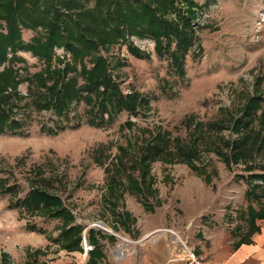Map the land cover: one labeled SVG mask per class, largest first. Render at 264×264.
I'll return each instance as SVG.
<instances>
[{"label":"rangeland","instance_id":"1","mask_svg":"<svg viewBox=\"0 0 264 264\" xmlns=\"http://www.w3.org/2000/svg\"><path fill=\"white\" fill-rule=\"evenodd\" d=\"M193 1L197 4L190 24L194 40L184 56L182 77L170 69L169 57L156 51L155 41L150 37H128V42L148 57L129 53L128 42H115L106 53L100 49L101 55L123 61V65L109 70L122 93L134 89L150 99L141 114L129 116L121 112L109 126L89 125L81 101L73 106L70 115L74 117L69 124L73 125L79 119L80 126L70 128L65 125L62 129L54 127L56 133L46 132L47 128L60 122L51 111L33 108L25 78L39 72L44 63L29 51L16 52L23 61L14 65L25 68L21 74L23 82L17 87L24 97L23 108L17 115L23 119L24 132L20 135L0 133V227L4 224L5 229L14 232L15 238L27 244L16 243L17 251L25 246L30 252L38 249L39 252L33 255L37 264H67V261L85 264L87 257L85 253L67 251L55 241L60 236L61 220L13 206L32 187L58 196L73 213L75 222L84 226L83 236L89 227L108 236L102 239L106 264L112 256L117 257L118 251H124L125 257L134 248L154 243L165 231H151L172 225L176 218L184 220L188 214L196 217L199 212L201 217L196 223L225 222L230 225V222L235 223L238 213L246 215L248 200L244 191L250 183L259 182H249L247 175L264 171V147L248 161L238 163L226 162L217 150L227 151L222 140L236 137L231 130L230 115L241 114L248 96H261L264 108V0ZM93 4L90 0L85 7ZM175 4L180 5L177 1ZM181 10L184 11V6ZM168 15L176 19L174 12ZM1 23L0 30L6 32ZM39 32L40 28L34 31L22 28L21 39L27 43ZM54 54L56 59L52 68H60L71 59L64 47H55ZM78 82H82L79 76ZM127 119L132 121L131 125L125 123ZM211 121L224 122V125L217 126L220 130L212 129L207 124ZM259 126L255 121L254 129ZM154 127L182 144L196 139L200 156L193 162L200 170L191 169L174 156L170 162L157 159L150 165L153 193L140 197L123 190L116 210L112 211L105 201L108 180L105 172L116 167L121 147H125L133 160L139 146L149 139L147 129ZM170 149L175 150L174 146ZM129 171L138 177L137 170L129 168ZM11 185L16 189L3 191L5 186ZM141 202L151 203L153 210L144 209ZM122 209L127 210L132 220L128 219L127 229L116 224L120 218L117 213ZM99 222L105 225H99ZM27 223L42 228L44 233L29 231ZM11 231L6 239L12 242ZM184 245L188 249V241L182 245L186 252ZM8 257L11 263L17 264L28 263L30 259L23 254L18 260Z\"/></svg>","mask_w":264,"mask_h":264},{"label":"trees","instance_id":"2","mask_svg":"<svg viewBox=\"0 0 264 264\" xmlns=\"http://www.w3.org/2000/svg\"><path fill=\"white\" fill-rule=\"evenodd\" d=\"M88 1L90 0H0V29L3 26L1 22L6 28V32L0 30V133L20 135L24 132L23 119L17 116L23 108L21 102L24 98L17 89L24 78L21 75L24 67L15 66L17 61H23L17 56V51H29L44 63L39 72L25 78L28 80L33 108L51 111L60 122L47 128L48 133H56L57 129L54 127L62 129L65 125L70 128L80 126L79 119L73 125L69 124L74 117L70 115L73 106L81 101L85 105L84 117L87 123L96 127L109 126L121 112L137 116L147 108L150 99L146 95L134 89L123 94L110 73L109 70L123 65V61L119 58L113 60V57L99 53L100 49L104 53L109 51L115 42H128L129 36L152 38L156 51L169 57L170 69L179 77L184 75V56L194 40L190 24L197 4L193 0H93L91 7H85ZM176 1L179 6L175 4ZM181 4L184 11L181 10ZM169 12H174L176 19L170 17ZM192 24L196 25L194 22ZM22 28L33 31L40 28V32L25 43L21 39ZM55 47H64L71 57L60 68H52L56 59ZM127 50L135 56L145 55L130 42ZM145 56L148 57L147 54ZM78 76L81 83L78 82ZM261 98L259 95L248 96L241 114L230 115L231 130L236 137L222 140L227 151L217 150L226 162L248 161L263 149L264 108ZM255 121L260 125L257 129L253 127ZM125 123L131 125L132 121L127 119ZM207 124L212 129L220 130L217 126L223 127L224 122L211 121ZM147 132L149 139L139 146L133 160L129 158L130 153L125 147H121L120 153L118 152L120 157L115 161L116 167L111 172L105 170L108 178L105 187L108 196L106 195L105 201L112 211L116 210L123 190L140 197L153 193L150 165L157 159L170 162L174 156L175 159H182L193 170L200 168L193 162L194 158L200 156L196 139L182 144L176 138L171 139L164 130L154 127L152 130L147 129ZM170 146H174L175 150H171ZM129 168L137 170L138 177L131 174ZM247 179L249 182H259L253 181L244 191L248 200L246 215L244 212L240 214L248 224L244 238L257 229L254 220L264 219V171L250 173ZM14 189L15 185L5 186L3 191L11 192ZM253 202L259 205L256 211L252 207ZM141 203L148 211L154 208L151 203ZM13 206L32 214L40 212L45 217L58 218L62 222V228L59 238H54L55 241L67 251L84 253L81 244L84 226L75 222L73 213L62 204L58 196L32 187ZM117 218L116 224L127 229L130 220L127 210L122 209L121 213H117ZM26 228L44 233L42 228L32 223H27ZM235 228L236 231L240 230L238 226ZM85 237L92 246L87 252L86 264H101L104 258L102 239L108 236L99 229L89 227ZM109 238L114 239V236L109 235ZM241 242V239L238 240L235 246ZM38 252V249L32 252L27 249L26 256H33ZM0 264L13 263L7 253L1 252Z\"/></svg>","mask_w":264,"mask_h":264},{"label":"crops","instance_id":"3","mask_svg":"<svg viewBox=\"0 0 264 264\" xmlns=\"http://www.w3.org/2000/svg\"><path fill=\"white\" fill-rule=\"evenodd\" d=\"M254 203H252V207L256 211L259 205L257 202ZM197 213L196 217L195 215L188 214L184 216V220L179 217L174 219L173 224L166 228L158 227L152 230V233L160 230L165 232L163 235L158 236L154 243L134 248L133 252H129L123 258L112 256V259H108V264H195L189 259L187 251L185 252V249L182 247L185 241H188V250L200 264H264V219L258 218L254 220L257 229L252 230L244 238L243 236H245L248 230V224L240 217L242 212L237 214L235 223L231 224L230 222V225L225 222L196 223V219L201 217V214ZM164 219H166L165 214ZM1 226L0 254L6 251L13 258L17 257V260L21 254L26 257L25 249H27V246L17 251L15 244L18 243V245L22 246L27 244L24 241L20 242V238H15L14 232L10 229H5L4 224ZM236 226L240 228L239 231L235 230ZM11 227L12 225L8 228ZM195 228H197L196 231H194ZM10 231L12 233L11 237L14 238L12 242L6 239ZM240 239L242 242L238 246H235V243ZM74 253L71 252L70 254ZM85 255L87 257L86 253ZM28 260L29 262H25V264H37L36 256H30ZM69 263L70 261H67V264ZM101 264H106L105 258H103Z\"/></svg>","mask_w":264,"mask_h":264},{"label":"built area","instance_id":"4","mask_svg":"<svg viewBox=\"0 0 264 264\" xmlns=\"http://www.w3.org/2000/svg\"><path fill=\"white\" fill-rule=\"evenodd\" d=\"M86 237L85 235L82 237V245L84 248V253H86L88 250L92 249V246L89 245L87 243V241H85ZM126 242H130L129 240L125 239ZM185 246V245H184ZM186 247V246H185ZM187 249V247H186ZM117 258H122L126 253H124V251H118L117 252ZM187 256L189 257V259L194 262L195 264H200V262L198 260H196V258L194 257V255L187 249Z\"/></svg>","mask_w":264,"mask_h":264},{"label":"water","instance_id":"5","mask_svg":"<svg viewBox=\"0 0 264 264\" xmlns=\"http://www.w3.org/2000/svg\"><path fill=\"white\" fill-rule=\"evenodd\" d=\"M99 225H105L103 222H99Z\"/></svg>","mask_w":264,"mask_h":264},{"label":"bare ground","instance_id":"6","mask_svg":"<svg viewBox=\"0 0 264 264\" xmlns=\"http://www.w3.org/2000/svg\"><path fill=\"white\" fill-rule=\"evenodd\" d=\"M105 228V227H104ZM85 241H86V239H85Z\"/></svg>","mask_w":264,"mask_h":264}]
</instances>
